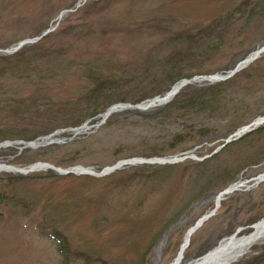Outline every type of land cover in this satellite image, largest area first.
<instances>
[{
  "label": "rangeland",
  "instance_id": "rangeland-1",
  "mask_svg": "<svg viewBox=\"0 0 264 264\" xmlns=\"http://www.w3.org/2000/svg\"><path fill=\"white\" fill-rule=\"evenodd\" d=\"M79 1L0 0L3 49L55 28L46 39L15 53L0 54V140L48 134L64 129L74 120L79 125L91 121L86 134L76 136L68 146L49 145L45 148L53 149L48 156L35 154L32 151H38L31 149L25 161L54 157L66 162L75 158L100 166L145 153L150 151L148 148L158 150L159 155L193 151L199 158L205 157L237 126L250 123L256 113L264 111L262 53L229 81L208 86L201 95L187 96L201 101L211 93L228 98L241 95L245 101L251 98L245 114L240 103H228L221 119H209L207 112L198 111L199 104L195 103L180 118L182 107L177 102L171 109L157 106L116 113L110 119L111 126L94 131L91 125L97 121L98 113L112 103L145 101L159 91H167L174 77L231 69L264 42V0H87L76 9ZM67 8L71 11L57 26L59 14ZM196 86L193 88L204 85ZM195 126L205 128L203 137L193 131ZM179 131L183 137L172 147L170 141ZM69 132L64 130L57 137L70 136ZM257 132L222 151L219 158L224 154L226 164L223 160L202 165L185 161L162 172L130 167L104 178L12 177V173L0 172V195H11L6 196L5 205H0V247L5 248L0 249L4 258L0 264H24L28 260L26 253L32 250L44 253L49 264H61L57 243L43 236L42 217H49L59 226L62 215L75 218L68 239L79 242L77 248H82L84 239L92 238L102 245H115L117 241L112 242L107 235L116 228L103 225V215L111 217L112 226L127 223L133 230L137 224L149 230L157 222L169 220L193 197L171 226L162 260L167 264L186 228L214 207V197L220 190L237 181H245L243 187L222 201L215 216L194 237L187 258L210 249L224 236L246 233L248 229L244 227L264 217V182L257 184L255 178L264 173V165L258 166L264 164V153L240 158L239 150H231ZM249 146L264 150V133L251 140ZM246 150L249 154L255 151ZM19 154L18 147L2 148L0 161L18 158ZM235 160H240L237 169L231 170L228 164ZM226 165L231 171L224 170ZM12 197L23 201L8 203ZM81 197L84 199L79 202ZM63 203L67 205L65 209ZM135 238L134 234L122 236L115 249L120 254L133 251L135 246L129 243ZM153 244L141 236L145 255L152 251ZM250 257L247 253L233 264H254L247 261Z\"/></svg>",
  "mask_w": 264,
  "mask_h": 264
},
{
  "label": "bare ground",
  "instance_id": "bare-ground-1",
  "mask_svg": "<svg viewBox=\"0 0 264 264\" xmlns=\"http://www.w3.org/2000/svg\"><path fill=\"white\" fill-rule=\"evenodd\" d=\"M264 240V223L256 226L255 230L247 235L231 236L224 241L204 259L196 260L190 264H228L240 258L251 245Z\"/></svg>",
  "mask_w": 264,
  "mask_h": 264
}]
</instances>
